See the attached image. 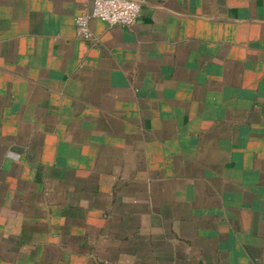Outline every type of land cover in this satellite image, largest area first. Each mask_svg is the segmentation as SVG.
<instances>
[{"label": "crops", "instance_id": "0c3cea01", "mask_svg": "<svg viewBox=\"0 0 264 264\" xmlns=\"http://www.w3.org/2000/svg\"><path fill=\"white\" fill-rule=\"evenodd\" d=\"M0 0V264H264V0Z\"/></svg>", "mask_w": 264, "mask_h": 264}, {"label": "built area", "instance_id": "2783aa9c", "mask_svg": "<svg viewBox=\"0 0 264 264\" xmlns=\"http://www.w3.org/2000/svg\"><path fill=\"white\" fill-rule=\"evenodd\" d=\"M145 3L146 0H93L92 10L76 17L78 36L91 39L93 20H101L110 26L130 27L139 18Z\"/></svg>", "mask_w": 264, "mask_h": 264}]
</instances>
